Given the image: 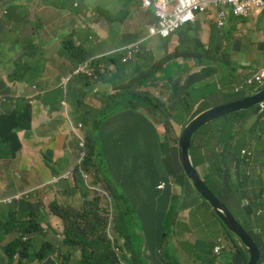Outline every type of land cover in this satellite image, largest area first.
<instances>
[{
  "label": "crops",
  "instance_id": "0c3cea01",
  "mask_svg": "<svg viewBox=\"0 0 264 264\" xmlns=\"http://www.w3.org/2000/svg\"><path fill=\"white\" fill-rule=\"evenodd\" d=\"M136 1L143 10L141 0H127V3L135 4ZM90 4H93V8ZM109 5L111 4L104 3L103 0H0V45L5 48L0 49V110L10 111L16 105L17 92L30 95L33 88L40 92L32 104V128L19 133L23 147L15 158H0V192H8L6 190L10 186L21 184L26 185L29 190L32 187L54 185L53 175L65 173L76 166L77 151L70 144L74 136L69 121L77 123L80 122L79 119L82 120L76 109L79 104L85 116L91 120L86 121L83 134L95 142L92 162L87 161L85 170L92 176V182L85 184L75 181L71 186L64 187L58 185L52 201L60 203L59 198H64L67 200L65 206H71L70 203L75 199H83L84 203V199H93L92 195H86V190L98 192L96 189H100L108 194V201L114 203L116 212L124 211L132 219L136 214L137 220L144 226L148 225L152 209L157 211V217L168 212H181L176 217V222L181 225L184 224L182 222H202L201 216L194 212L202 198L197 195L190 181H186L179 162L176 139L181 132L178 129L183 128L202 111L240 99L234 97V94L252 93L254 89L247 85V81L264 66V14L255 10L249 18H240L232 13V8L212 6L194 24L186 26L170 39L152 38L144 31L132 42L130 40L133 36L130 34L134 31V25L142 26L143 16L138 10L128 8L121 16L120 25L110 24L107 19L111 21L119 16L111 10L103 9ZM143 12L152 16V19L145 21L148 27L154 23L153 12ZM91 14L99 22L101 19L107 20L109 30L100 31V35H97L89 22L91 19H87ZM134 20L136 23H133ZM113 29L118 33L114 39L110 37ZM123 29L127 30L121 33ZM134 43L142 47V54L137 50L136 60L129 66L122 67L120 56L116 53ZM151 46L154 47V54ZM72 51L78 54L79 61H83V54L88 55L89 59L96 57L105 60L100 68L109 76L113 71L112 77L115 72H124L130 79L138 71L143 76L140 77V87L134 93L128 89L124 94L125 100L119 103L122 96H118V93L122 91H116V87L120 83H116L114 87L111 85L112 80L109 83L107 80L103 81L98 86V94L90 83H68L73 71L79 66L71 58ZM146 56L151 57V61L156 57L157 75L154 73L149 76L150 71L155 69L148 67L144 61ZM18 64L26 65L27 70L13 77ZM93 69L95 71L94 66ZM60 89H63L61 98L55 94ZM146 89L148 93L143 91ZM107 91L110 92L108 97L111 102L107 103L109 106L112 103L124 105L123 111L128 106H140L146 110L123 112L116 106L112 109L103 108ZM191 98L194 100L191 101ZM153 99L158 101V109L164 107L163 113L155 117L156 120L149 117ZM82 102L86 105H82ZM208 102L207 107H203ZM106 109L109 112L104 113ZM255 125L258 133L252 143L246 145L252 153L245 158L249 165L244 161L239 163L236 155L224 156L221 149L217 156L212 150L204 148L196 149L199 150L196 155L205 159L197 163L200 171L206 173L205 169H208L213 172L214 178H217L214 174L219 173L227 179L226 187L233 195H227L225 199L237 201L230 203L231 212L246 224L245 209L238 206L241 202L246 204L251 211V224L248 226L254 235L259 236V232L264 231V143L261 144L262 149L253 148L256 136L262 133L260 124ZM138 137L145 138L148 145H153L156 159L160 160L162 154L165 162V155H171L174 164L171 167L165 164L164 168L161 161L152 159L153 163L149 162L151 155L145 153H140L142 163L130 158V144ZM200 143L196 141L195 145ZM140 146L144 149V140L140 141ZM99 153H104L108 170L98 166ZM144 156L147 163L143 162ZM62 163L69 164L67 170H61ZM109 170L126 182L123 186L125 191L111 181L108 182ZM257 174L259 183L256 186ZM152 178H156L159 185L164 182L172 188L171 199H177L181 189L183 191L186 188L184 199L188 200L184 204L187 209L182 206L176 208L177 200L169 201L166 205L165 198H155L154 193L147 189L152 184ZM110 179L115 180L114 177ZM12 194L15 193L8 195ZM125 197L132 199L134 209L123 206L121 199ZM38 202L31 199L30 203L24 205L34 207L39 216L36 205ZM44 215L45 218H50V223L47 220L40 221L47 224L42 228L48 233V239L55 241L64 251L73 252L63 244L65 235L62 220L53 212ZM167 216L166 228L171 230L169 215ZM0 232V264H9L3 247L12 238L11 233L5 235L2 230ZM28 234L34 239L38 236L37 232ZM147 234L149 235L147 231L142 233ZM54 235L60 238L59 241L52 237ZM262 241L264 242V237ZM75 263L74 259L69 262ZM31 264L58 262L48 255ZM147 264H153V260L149 259Z\"/></svg>",
  "mask_w": 264,
  "mask_h": 264
},
{
  "label": "trees",
  "instance_id": "16d2710c",
  "mask_svg": "<svg viewBox=\"0 0 264 264\" xmlns=\"http://www.w3.org/2000/svg\"><path fill=\"white\" fill-rule=\"evenodd\" d=\"M71 55V58L74 60L73 62L75 64L82 62V60L79 61V57L76 52L72 51ZM83 56H81L83 59L88 57L86 54H83ZM26 70V65L18 64L12 76L15 77L19 73L25 72ZM86 82L87 78L85 76L79 75L71 77L68 81V83L73 84H87ZM108 93L110 92L107 91L104 95L105 100H103V102L105 104L103 108L108 107L109 109H112L114 106H116L119 110V106L121 104L114 105L112 103L110 106L107 104L111 102L110 98L108 97ZM55 94L57 96L60 95L61 98L63 95V89L55 92ZM17 95L18 97L16 105L10 111L0 110V147L2 148V151L0 150V158L7 156L9 152L11 157L15 158L19 150L23 147L19 133L23 130L28 131L33 126L32 104L34 98L39 97L40 92L33 88V92L30 95H24L22 92H17ZM44 100L46 101V97ZM73 104H75V102H73ZM82 105L86 104L82 102ZM158 107H160L158 101L153 99L151 101L150 110L153 112V116L155 115L154 117H158L160 113H163L162 110L164 107L161 109H158ZM76 109L80 112L79 117L82 118L85 123L86 121H91L85 116L81 105L78 104ZM142 109L146 110V108L140 106H128L124 111L140 112ZM107 112H109L108 109L104 111V113ZM256 112L257 107H254L246 111H240L225 116V121L221 126L209 131L207 136L208 144L200 143L199 145H195V142L193 141L192 148L200 149L202 147H206L209 150H212L215 156H217V149L223 150L224 156L237 153L238 161L241 163L243 160L240 157V147L242 145L248 144L249 142L252 143L254 136L258 133L256 128L257 126L255 124L246 129L249 114H256ZM161 117H163V115H161ZM230 121L234 128H230ZM200 133L203 134L204 131L198 132L197 135ZM262 133L264 137V124ZM176 141L178 142L179 138ZM196 141H200V139H197ZM262 143L264 142L261 140V144ZM87 145L89 147L87 161L91 163V156L94 154L95 145L92 143H88ZM76 151H78V149H76ZM128 152L130 154V158H135L140 163H142V157L140 154L133 156L130 152V149ZM100 157L101 154L99 153V167H101L103 164L100 161ZM146 159L147 158L144 156V163H147ZM149 162L153 163L152 156H150ZM86 165L87 162L83 163V171L86 170ZM150 167L152 168L153 166L151 165ZM205 170V183L209 189L230 209V206L224 202V199L227 195H233L232 191H228L226 187L227 179L221 176L219 173H215L214 175L217 178H214L212 171H208V169ZM65 179L66 177L63 178V181ZM81 179L82 176L80 172L77 171L75 173V180L80 181ZM165 185V188L160 190L158 188L159 184L157 179L152 178V184L147 189L154 193L155 198H165L166 205H168L169 201L174 202L178 199H171L173 198L172 188L167 185V183H165ZM243 185L244 188H246V185ZM38 189L39 188L32 187L28 193H32L33 196V194L36 193ZM237 196H239V193ZM23 198H21L19 201H13L20 202L23 200ZM202 200L203 199H200V204H198L194 210V212L199 216H204L211 212L206 207V205L209 207L210 205L205 200ZM184 203L182 208L187 209ZM23 206L24 204L21 205V207ZM252 206L254 207V204H252ZM105 207L108 208L109 214H106ZM197 208L200 209L201 212L196 211ZM50 209L53 214L62 220L65 235L63 244L65 247H70V249L73 251H67L69 254V259L67 260L65 253L62 251V247L58 246L55 241L49 240L48 237L42 240V237L44 238L43 235L47 233L44 231L42 226H47V224L40 223L38 220V213L36 211H28L19 215V223L15 224L14 228H7L6 225L3 224L2 231L4 234L6 235L11 233L10 236L12 237L3 247L4 253L8 257L9 264H31L36 260L41 261L48 255L53 259V261L58 262V264H69L70 260L72 259L76 261L75 264H147L149 259L153 260V264H170L171 260L169 255L171 254L173 257V264H184L186 260L193 261L194 263L198 261V264H216V261L219 260L220 256L223 260L222 264L248 263L247 252L243 251L236 241H234L229 236H225L224 234L217 236V241L214 242L213 245L203 255L199 257L196 255L191 256L183 247L187 244H191V242L181 239L184 237H180L177 234L176 217H178L181 212H168L163 216L157 217V211L152 209L150 210L152 215H150L148 225L144 226V224H142V222L139 220V222L137 221L138 226L135 227L133 219L130 218V214L124 211L116 212L114 203L109 201H101L100 205L99 199H93L92 201L84 199L82 206L80 208H75L72 206H65L59 203V201L54 200L50 203ZM244 209L246 213L245 223L247 225L240 221L239 222L246 230L251 233L254 240L256 241L252 230L248 226L251 224V211L248 209V207ZM10 213L14 214L12 211H10ZM167 215H169V221L171 222V230L169 227L166 228V224L168 222ZM211 215L222 223L223 228H225L227 233L230 235L231 233L228 231L227 227L216 215V213L213 212ZM182 223H184L183 225L189 226V224H186L185 222ZM202 224L203 222L201 221H199L197 224L190 223L191 227H197L199 225L201 226ZM19 225H21V229H19ZM114 231L116 234H114ZM145 231H147L149 235H142V233ZM217 231L218 233L220 232L219 230ZM31 232H37V239H39L38 242H36V238L34 239L30 236H27V234ZM13 234L16 235L13 236ZM169 236L174 240L173 247L169 249L171 254H167L165 247H163ZM263 237L264 231H261L258 238L262 244L261 250L264 259V248L262 241ZM229 241L232 243V245L229 243ZM198 243L199 238H197L192 244L198 246ZM221 243L224 245L222 247L223 249L225 248V253H223V249H221L222 253H216L215 245ZM144 248H146L145 251Z\"/></svg>",
  "mask_w": 264,
  "mask_h": 264
},
{
  "label": "rangeland",
  "instance_id": "374dc122",
  "mask_svg": "<svg viewBox=\"0 0 264 264\" xmlns=\"http://www.w3.org/2000/svg\"><path fill=\"white\" fill-rule=\"evenodd\" d=\"M89 1H93V0H87V2H89ZM103 2L104 3L108 2V3L111 4V5L107 6V7H103V9L111 10V11H113V13H115L116 15L119 16L117 18H114L112 20V22L110 21V19H107L110 22V24L115 23V24H119L120 25L121 16L125 13V10L128 9V8L129 9L134 8V9L138 10V12H140V14L143 16L144 21L142 22V26L140 24L134 25V31L130 34L131 36H133V39L130 40V41L133 42V41L137 40L139 35L143 34L144 31H147L148 27L145 25V21L150 20L152 16L149 15V14H145V12H143V10L140 9V6H138V2L137 1L135 2V4H132L131 2H130V4H128L127 0H103ZM86 6H88V5L86 4ZM90 6H91V8H93V4H90ZM87 19H91L89 22L92 24V28L96 32L97 35H100V31L106 32L110 28L109 22L107 20L101 19V21L99 22L98 20L95 19V16L92 15V14H91L90 18L87 17ZM133 23H136V20H134ZM114 27L116 28L117 26L114 25ZM125 30H127V29H123L120 32L122 33ZM117 36H118L117 31L115 29H113L110 32V37L114 39ZM142 36H140V37H142ZM0 49H5V48L2 47V45H0ZM151 51H153V54H154V47H152V46H151ZM155 60H156V57H154V61L153 60L151 61V57H149V56H146V58L144 60L147 63L149 68H154L155 69V70L150 71L149 76H152L154 73L157 75L158 70L156 69V61ZM101 62L105 63V60H101ZM98 70H99L98 76L100 77L101 81L100 80H96V78H93L92 83H90L91 87L96 89L95 92H97V93H98V86L100 87V85H101L100 83L102 82V80H106L107 78H110V76L108 74H105V77L101 76L103 74V72H102L100 66H98ZM140 77H143V76L140 75L138 71H135V73L132 74L130 79L129 78L126 79V82H127L126 85L128 86L127 88L131 89V93H134V91L138 90V88L140 87ZM121 78H123V76H119L118 78H115V79L118 80V79H121ZM152 83H156V82H152ZM223 85H224V83H223ZM91 91H93V89ZM143 91L145 93H148L147 89L143 90ZM250 94H251L250 92H242L239 95H235L234 94V97L241 98V97L249 96ZM119 95H122L121 100L119 101V103H120L122 100H125L124 99L125 95L121 94V93H119ZM192 100H194V98H191V101ZM208 104H209V102L206 103L205 105H203V107H207ZM119 107H120L119 111H123V109H124L123 106L120 105ZM231 118H233V117H231ZM224 121H225V118L222 117V118L216 119V120L208 123L207 125H205L204 127H202L199 130V132L200 131H202V132L204 131V133L203 134L200 133L199 135H197L198 133L195 134L194 138H193V141L196 142L197 139H200L201 143L208 144L207 136H208L209 131L211 129H214V128H217V127L221 126L224 123ZM253 124H260L261 130L263 129L264 122H259L257 120V113L256 114H254V113H250L249 114V117H248V120H247V124H246V129L250 128ZM230 128H234V126L231 123V121H230ZM182 129L183 128H179L178 129L179 133L182 132ZM84 140L87 143H92V144L95 145L94 140L92 138L88 137V136L84 137ZM141 140H144V142H145L144 149L140 146V141ZM261 140H264L263 133H260L259 135L256 136V141H255L254 147H253L255 150L262 149ZM70 144L72 145L73 148L79 149L78 148L77 138L75 136L72 137V139L70 141ZM244 149H246V146H243L241 151L244 150ZM0 150L2 151L1 147H0ZM197 151H199V150H196L195 148H192L191 155H192V160H193L194 164H197L198 162H201V161H205L204 158L199 157V156L196 155ZM130 152H131V154L133 156H137L140 153L150 154L152 156V159H154V161H156V162L161 161V163L164 165V168H165V164L167 165V167H168V165H170V167H171V165L174 164L173 157L171 155H165V162L163 161L162 154H160V160L156 159V157H154L155 156V151H154L153 145H151V146L148 145V143L146 142L145 138L138 137L133 143H131L130 144ZM10 157H11V154L9 152L7 154V156H3L1 158H10ZM100 161L103 163L101 167L104 170H108V166H107V162H106V158H105L104 153H102V155L100 157ZM61 165H62L61 166V168H62L61 170H67V168L69 166V164H66V163H62ZM201 172L203 173L204 176H206L205 172H203V171H201ZM182 173H183L186 181H190L186 177L183 169H182ZM108 176H109L108 182L111 181L112 184L119 186V188H121V189H123V191H125L123 186L125 185L126 182L122 178L116 177L115 173H113L110 170L108 171ZM247 176L249 177V175H247ZM110 177H114L116 181L113 180V179L111 180ZM55 178H58V176H55L54 179ZM173 178L175 179V176H173ZM71 183H75V180L72 179V177L68 176L64 181L61 180V181H59L57 183H54V185H49V186H46V187H43V188H39L36 191V193L33 194V196H32V193H31V194H29L28 197H24L23 200L20 201V202H14V201L7 202L5 200H9L10 198H20L21 195L27 194V192L29 191V188L26 185L21 184V185L15 186V187L14 186H10L6 190L8 192H0V230L3 229V224H5L7 228H14L15 224L19 223V215L21 213L28 212V211L29 212H33L34 211V207H26L25 205L23 207H21L22 204L30 203L31 199H36V200H38L40 202V203L38 202L36 204L38 206V212H39L38 220L39 221H46L47 220L49 222L50 218L49 217L45 218L44 214H52L51 209H50V203L52 202L53 197L55 195L56 187H58V185H61L63 187L64 186H69V185L71 186L72 185ZM77 183H80V182H77ZM190 183H191V185H193L191 181H190ZM247 183H249V182H247ZM258 183H259V181H258V174H257L256 175V183H255L256 186H257ZM77 186L83 192V189L81 188V185L78 184ZM190 189H191V186H190ZM193 189L195 190L194 186H193ZM11 192H13L15 194L8 195ZM196 193H197V195L200 196V194L197 191H196ZM88 194L92 195L93 199H99L100 205H101V201H107L108 199H110L109 197H105L101 193L93 192V190H91V189L86 190V195H88ZM45 196H47L49 198H44ZM185 196H186V188H184L183 191L181 189L179 195H177V199L178 200H177V203H176V208H180L183 205V203L188 200V199H184ZM59 200H60L61 204H63V205L66 204L67 205V200H65L64 198H59ZM121 201H122V204H123V206L125 208L134 209V205H133V202H132L131 198L125 197L124 199H121ZM224 202L227 203L228 206H231L229 199H224ZM232 202H234L233 199H231V203ZM82 203H83V199H75L73 202L70 203V205L75 207V208H80L82 206ZM239 204L243 205L242 202L239 203ZM206 207L211 212H209L207 215L201 216V220L203 222V225H202L203 227H201L200 225L197 226V227H191L190 224H189V226L188 225H181L177 221V234H178V236L184 237V238H181V239L191 242V244H187V245L183 246L187 250V252L191 256L196 255V256L199 257V256L203 255L213 245L214 242L217 241V236H221L223 234L225 236H229L230 238H232L234 241H236V243L241 247V249L243 251H246V249H244L243 245L239 242V239L234 234H232L231 232H230L231 234L229 235L227 233V231L225 230V228H223L222 223L220 221H218L215 217H212L211 213L213 214L214 211L211 208V206L209 207V206L206 205ZM246 207H247V205H246ZM242 208H244V207L242 206ZM10 211H12L14 214L10 213ZM105 211H106V214H109V210H108L107 207H105ZM196 211L201 212L200 209H198V208L196 209ZM40 214L42 216H40ZM137 221L138 220L136 218V214H134L133 215V222H134V226L135 227L138 226L137 225ZM114 224H115V221H114ZM46 228H48V227H46ZM113 229H114V227H113ZM217 230H219L220 232L218 233ZM0 234H1V232H0ZM15 235L16 234H13V236H15ZM27 236H29V235H27ZM43 236H44V238L42 237V240H44L46 237H48V234L45 233V235H43ZM112 236H113V234H112ZM254 236L256 238L255 242L258 245L259 249L261 250L262 244H261L258 236L257 235H254ZM52 237L56 238L58 241L60 239V238H58L57 235H54ZM197 238H199V243H198V246H195L192 243ZM0 239H2V238H0ZM38 240L39 239H37L36 242H38ZM229 243L232 245V243L230 241H229ZM173 245H174V240L169 236V238L167 239V241L163 245V247H165V250H166L167 254H171L169 249H171L173 247ZM222 246H224L222 243L218 244V245H215V249L216 250H221V249H223ZM224 249H223V253H225ZM0 250H1V248H0ZM62 251H64L63 248H62ZM64 253H65V256L67 257V260H68L69 259L68 252L64 251ZM169 258L171 260L170 264H173L172 254H171V257H169ZM198 263H199L198 261L196 263H194L193 261L186 260L184 264H198ZM222 263H223V260L221 259V256H220L219 260L216 261V264H222Z\"/></svg>",
  "mask_w": 264,
  "mask_h": 264
},
{
  "label": "water",
  "instance_id": "95a60500",
  "mask_svg": "<svg viewBox=\"0 0 264 264\" xmlns=\"http://www.w3.org/2000/svg\"><path fill=\"white\" fill-rule=\"evenodd\" d=\"M263 102L264 88L242 99L212 107L199 114L186 125L178 143L180 163L185 175L192 182L200 196L225 224L228 231L234 234L246 249L247 264H258L262 255L261 251L251 233L235 219L226 205L209 189L193 163L191 148L194 135L208 123L233 113L249 110ZM149 117L155 120L151 114H149Z\"/></svg>",
  "mask_w": 264,
  "mask_h": 264
},
{
  "label": "clouds",
  "instance_id": "9594fccd",
  "mask_svg": "<svg viewBox=\"0 0 264 264\" xmlns=\"http://www.w3.org/2000/svg\"><path fill=\"white\" fill-rule=\"evenodd\" d=\"M141 6H142V9L144 10V11H152L153 12V18H154V23L153 24H151V25H149L148 26V29H147V31H146V34L149 36V30H150V28L152 27V26H154L155 24H156V22H157V20H156V16H155V11L153 10V9H151V10H146V9H144L143 8V5H142V0H141ZM255 10H257V11H260V12H262L263 14H264V11L263 10H261V9H258V8H255V9H253L252 10V12H254ZM252 12L247 16V17H240V18H249L250 17V15L252 14ZM232 13L234 14V12H233V8H232ZM152 19V18H151ZM194 24V23H193ZM189 25H192V24H188V25H186V26H189ZM186 26H184L183 28H185ZM183 28H181L179 31H181ZM178 31V32H179ZM178 32H176V33H178ZM175 33V34H176ZM174 34V35H175ZM174 35H172L171 37H173ZM150 37V36H149ZM170 37V38H171ZM170 38H167V39H170ZM156 39H160V38H156ZM167 39H161V40H167ZM135 47H136V49H135ZM137 50H138V52L140 53V54H142V47L141 46H139L138 47V44L137 43H134V44H129V45H127V46H125L124 48H122L121 50H119L116 54L117 55H119L120 56V65L122 66V67H125V66H129L130 64H132L135 60H136V55H137ZM125 60H127L126 62H125ZM114 63H116V62H114ZM101 64H102V62H100V59L99 58H96V57H94V58H90L89 59V56L87 57V58H84L83 59V61L82 62H80V63H78V67H77V69L81 66V65H86L87 66V71L90 73V75L89 74H74V72L77 70H74L73 71V74H72V77H74V76H85L86 78H87V82L86 83H92V81H93V78H96V80H100V77L98 76V74H99V70H98V66H101ZM111 64H112V62H111ZM93 66L95 67V71H94V69H93ZM112 66L114 67V65L112 64ZM264 69V66L262 67V69L259 71V73L257 74V75H255L253 78H251V79H249L248 81H247V85L248 86H252L253 87V91H252V93L250 94V95H252V94H254V93H256V92H258V91H260L261 89H263L264 88V83L263 84H258V83H252V84H249V82L250 81H254L255 80V78L262 72V70ZM116 74L114 75V77H112L113 76V71H111V74H110V78H107L106 80L108 81V83H109V81L110 80H112V82H111V85H113L114 87H116L115 85H116V83H120V85H119V87H116V91H118V92H120V91H122V93L121 94H125V92L128 90V86L126 85L127 84V82H126V79L128 78V75L126 74V73H124V72H115ZM102 77H105V73H103L102 75H101ZM119 76H123V78H121V79H118V80H116L115 78H118ZM106 80H102V82L103 81H106ZM101 81V80H100ZM101 82V83H102ZM249 95V96H250ZM118 96H122V95H119V93H118ZM245 97H247V96H245ZM242 98H244V97H241L240 99H242ZM239 100V99H238ZM64 102V101H63ZM65 103V102H64ZM264 103V102H263ZM263 103H261V104H263ZM261 104H259L258 106H256L257 107V120L259 121V122H264V115H261L260 113H259V111H260V106H261ZM254 108V107H253ZM210 109V108H209ZM208 110V109H207ZM206 111V110H205ZM246 111V110H245ZM204 112V111H203ZM152 113V112H151ZM150 113V114H151ZM202 113V112H201ZM201 113H199V114H201ZM198 114V115H199ZM152 115V114H151ZM198 115H196L195 117H197ZM153 116V115H152ZM154 117V116H153ZM194 117V118H195ZM225 117V116H224ZM155 118V117H154ZM193 118V119H194ZM156 120V119H155ZM79 121L80 122H73V121H69L70 122V128H71V133L77 138V142H78V152H77V164H76V166H74L72 169H70L69 171H67V172H65V173H62V174H59V175H53V177H52V182L53 183H57V182H59V181H61V180H63V178L64 177H68V176H70V177H72V179H74L75 180V173L77 172V171H79L80 172V174H81V176H82V179L80 180L82 183H85V184H88V183H91L92 182V176L88 173V172H86L85 170L83 171L82 170V166H83V163H85V162H87V157H88V149H89V147H88V143L87 142H85V140H84V137H85V135L83 134V129H84V127H85V122L83 121V120H80L79 119ZM186 125L187 124H185L184 126H183V129H182V132H183V130H184V128L186 127ZM182 132H181V134H182ZM199 132V131H198ZM197 132V133H198ZM196 133V134H197ZM181 134H180V137H181ZM180 137H179V139H180ZM194 138V137H193ZM177 140V139H176ZM84 143V148H82L81 147V143ZM179 143V141L177 142V144ZM192 143H193V141H192ZM246 145H249V144H245V145H242L241 147H240V149H242V147L243 146H246ZM202 148H204V149H208V148H206V147H202ZM178 150H179V148H178ZM209 150V149H208ZM218 150L219 149H217L216 150V152H217V154H218ZM83 151H85V153H86V155H85V157H84V159L83 160H81V154H82V152ZM222 152H223V150H222ZM243 152H245V154H243ZM191 153H192V148H191ZM251 149H249L247 146H246V149H244V150H242L241 151V155H240V157L241 156H243V157H241V159L244 161V162H246V159L245 158H248V157H250L251 156ZM233 155H236V158L238 159V155H237V153H233ZM10 158H12V157H10ZM179 160H180V158H179ZM247 164H248V162H246ZM180 165H181V163H180ZM195 165V167L197 168V170H198V172L200 173V175L202 176V178L204 179V175H203V173L198 169L199 168V165L198 164H194ZM249 165V164H248ZM181 168H182V166H181ZM184 171V170H183ZM55 176H58V178H55L54 179V177ZM187 177V176H186ZM76 181V180H75ZM205 181V180H204ZM78 182V181H77ZM165 183H161L160 185H159V189H164L165 188ZM195 188V187H194ZM99 193H101V194H103L105 197H109L108 196V194H106V193H104L102 190H100V189H96ZM196 190V189H195ZM29 196V193L27 192V194H23V195H21V198H23V197H28ZM21 198H19V199H16V198H10L9 200H5V201H7V202H12L13 200H17V201H19ZM202 198V197H201ZM204 200V199H203ZM229 200H230V203H231V198H229ZM234 200V202H237L236 201V199H233ZM108 201V200H107ZM238 206H243L244 208H246V204H243V205H241V204H238ZM227 207V206H226ZM228 208V207H227ZM243 208V209H244ZM229 209V208H228ZM230 210V209H229ZM231 211V210H230ZM232 214H233V216L235 217V219L239 222V220L237 219V217L235 216V214L233 213V212H231ZM264 216V215H263ZM241 222V221H240ZM239 222V223H240ZM242 225V224H241ZM260 233V232H259ZM63 234H64V232H63ZM27 235H29V234H27ZM263 248H264V242H263ZM261 251V259L262 260H264L263 259V253H262V250H260ZM216 252V251H215ZM221 252V251H220ZM219 252V253H220ZM261 259L259 260V262L261 261ZM259 264V263H258Z\"/></svg>",
  "mask_w": 264,
  "mask_h": 264
},
{
  "label": "built area",
  "instance_id": "2783aa9c",
  "mask_svg": "<svg viewBox=\"0 0 264 264\" xmlns=\"http://www.w3.org/2000/svg\"><path fill=\"white\" fill-rule=\"evenodd\" d=\"M142 5L146 10L155 11L157 22L150 28L149 36L160 39L170 38L184 26L195 23L198 17L206 14L212 6H220L223 9L233 8L234 15L238 17H247L255 8L264 11V0H142ZM74 74L90 75L86 65H81ZM252 83H264V69L254 81L249 82ZM259 113L264 115V103L261 104ZM81 147L84 148L83 142ZM85 155L83 151L81 160ZM215 251L219 253L221 250L215 249ZM259 264H264V260L261 259Z\"/></svg>",
  "mask_w": 264,
  "mask_h": 264
}]
</instances>
